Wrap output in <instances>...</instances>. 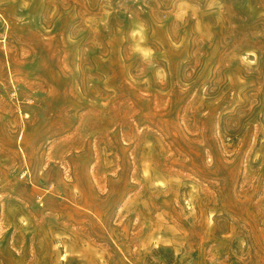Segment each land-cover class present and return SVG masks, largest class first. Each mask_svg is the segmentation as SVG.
<instances>
[{
	"label": "rangeland",
	"instance_id": "1",
	"mask_svg": "<svg viewBox=\"0 0 264 264\" xmlns=\"http://www.w3.org/2000/svg\"><path fill=\"white\" fill-rule=\"evenodd\" d=\"M0 264H264V0H0Z\"/></svg>",
	"mask_w": 264,
	"mask_h": 264
}]
</instances>
